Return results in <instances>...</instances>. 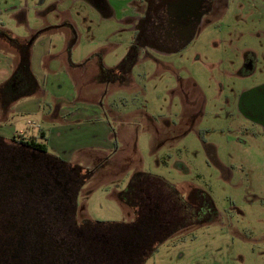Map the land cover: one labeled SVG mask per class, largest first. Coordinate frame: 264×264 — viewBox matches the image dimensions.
Listing matches in <instances>:
<instances>
[{"label": "rangeland", "instance_id": "obj_1", "mask_svg": "<svg viewBox=\"0 0 264 264\" xmlns=\"http://www.w3.org/2000/svg\"><path fill=\"white\" fill-rule=\"evenodd\" d=\"M108 2L111 15L88 0H0V29L22 40L43 30L30 58L38 90L6 115L0 104V137L69 126L48 151L89 173L73 197L75 223H136L119 199L135 173L158 177L141 183L162 209L192 189L211 198L209 220L185 224L178 214L175 231L139 264H264V131L239 106L244 91L264 84V0H216L188 43L139 50L110 81L104 69L118 70L131 53L140 5ZM0 49L15 55L5 40ZM64 107L68 116L55 120Z\"/></svg>", "mask_w": 264, "mask_h": 264}, {"label": "flooded vegetation", "instance_id": "obj_2", "mask_svg": "<svg viewBox=\"0 0 264 264\" xmlns=\"http://www.w3.org/2000/svg\"><path fill=\"white\" fill-rule=\"evenodd\" d=\"M88 1L111 15L108 0ZM138 2L140 7L136 5L132 19L131 53L128 52L118 70L104 69L107 81L122 78L121 74L127 70L121 72L120 69L127 64L128 57H135L139 50L168 52L180 49L194 37L202 18L211 13L216 4V0ZM247 105L249 108L239 100L245 118L264 131V109ZM38 142L33 135H14L7 141L0 137V264H79V261H85L84 255L95 252V247L91 245L93 241L79 244L74 240V233L89 237L111 236L93 235L100 230H83L79 223L74 224L73 197L75 199L77 188L89 173L82 174L77 166L50 153L47 148L38 147ZM146 192L150 193L148 189ZM154 192L164 195L158 189ZM187 199L177 200L178 207L169 201L168 208L162 209L159 197L149 194L146 211L135 213L139 217L136 223L108 230L119 236L124 233L123 240L119 238L115 244L118 252L130 260L143 254L156 237L167 234L176 217L183 214L185 219L188 218H183L184 223H191L201 212L197 208H188ZM160 213L165 214V220L157 218Z\"/></svg>", "mask_w": 264, "mask_h": 264}, {"label": "trees", "instance_id": "obj_3", "mask_svg": "<svg viewBox=\"0 0 264 264\" xmlns=\"http://www.w3.org/2000/svg\"><path fill=\"white\" fill-rule=\"evenodd\" d=\"M42 31H38L34 33L29 40L25 39H19L17 37H13L9 34L7 30L0 29V39L7 41L8 46H10L15 51V57H16V63L12 70L11 76L4 82L0 84V104L1 109L5 110L9 107V105L14 101L17 100L19 97L29 96L32 94H35L38 90V83L33 75L31 68H30V48L32 46L33 40L35 39V36L40 34ZM21 134L18 133L17 136H20ZM38 136V137H36ZM34 136L36 140L39 142L37 143L38 147L42 149H46L45 143H41L40 141L45 140L44 134L39 133L38 135ZM40 138V140H39ZM158 178L154 177L148 174L143 173H135L131 177V181L128 183L125 190L119 192V199L127 204L133 211L137 212H143L146 211V208L148 207V200L147 194L145 188L142 187V181L145 182L147 178ZM146 178V179H144ZM160 179V178H159ZM163 181V180H162ZM165 182V181H164ZM167 186H169L173 191L174 188L169 185L167 182H165ZM135 185H138L136 188H134ZM134 192L136 194V197L138 199H141L140 201H133L130 200L127 197V193ZM198 197L200 195V199L198 200ZM189 196L186 204L188 208H197L200 210L201 214L198 217H194L191 223L193 222H200L209 220L213 214H214V207L213 202L211 198L202 191H196V190H190ZM196 194V197L194 198V195ZM154 201L156 200L155 197H153ZM194 199V200H193ZM146 200V201H144ZM179 202H181V199L178 197ZM135 207L136 208L135 210ZM137 215V214H136ZM167 216V215H166ZM169 217V216H167ZM158 219L165 220V214H157ZM59 224L61 223V219L58 218ZM74 224H77L74 222ZM190 224V223H189ZM125 224H104L101 222H93L89 220H83L81 223H79V228L85 230V229H95L100 230L95 231L93 235H100V234H108L111 237H93L88 236L87 234H79L78 236L74 233V240L79 242V244H83L84 241H93L94 243L91 245L95 247V252L88 253L87 255H84V262L79 261V264H139L140 261L152 251L154 244L156 241H159L160 239L166 237L168 234L173 233L175 230H171L167 232V234H163L159 237H156L152 242L146 246V249L144 250V253L138 254V256H133L130 260L127 256H125L123 253L118 252V248L115 245L120 238L123 240L124 233L119 236V233L112 230V232H108V230L111 228L121 227ZM107 240V241H105ZM99 241V242H98ZM98 242V243H97ZM99 244V245H98Z\"/></svg>", "mask_w": 264, "mask_h": 264}, {"label": "crops", "instance_id": "obj_4", "mask_svg": "<svg viewBox=\"0 0 264 264\" xmlns=\"http://www.w3.org/2000/svg\"><path fill=\"white\" fill-rule=\"evenodd\" d=\"M41 31V30H40ZM43 31V30H42ZM31 49H32V46H31V48H30V58H31ZM1 50V49H0ZM3 50H5V49H3ZM2 50V51H3ZM15 60V61H14ZM15 63H16V57H15V55L14 54H10L9 56H7V55H5V54H3V52H0V84L1 83H4L9 77H10V75H11V73H12V70H13V65H15ZM11 65H12V68H11ZM32 70V69H31ZM44 86H43V84H42V91H44ZM44 92H46V91H44ZM70 108L71 107H64V108H60L59 110H57L56 111V119L55 120H57L58 118V116H61L60 118H62V117H64V116H68V112H69V110H70ZM9 107L7 108V110L4 112L3 111V115H6L7 114V112L9 111ZM80 114H78V116H79ZM73 117H75V116H73ZM90 117H81V118H78V119H84V120H88ZM49 119V121L50 122H52L53 121V119L52 118H48ZM69 118H66V121L68 120ZM95 119V118H94ZM3 121V120H2ZM6 123V122H5ZM66 123H65V120H64V125H65ZM1 125V124H0ZM67 128H69V126H67L66 128L64 127V126H61V127H57V128H51V129H49L48 130V132H44V137L46 138V140L43 142V143H45V145H46V148L48 149L49 147H51L52 146V141H53V138L56 136V135H58L59 137H61L62 136V133H64V130H67ZM104 128V127H103ZM40 132H42V131H40ZM16 134L17 133H23L24 135H28V134H26L24 131L22 132L21 130H19V131H16L15 132ZM43 133V132H42ZM3 133L1 132V130H0V135H2ZM30 136H35V133L34 132H32V133H30L29 134ZM95 146H97V147H99V148H106L107 147V144H105V143H103V144H101V143H95L94 144ZM49 150V149H48ZM57 156V155H56ZM57 157H59V156H57ZM61 159V158H60ZM63 160V159H62Z\"/></svg>", "mask_w": 264, "mask_h": 264}, {"label": "water", "instance_id": "obj_5", "mask_svg": "<svg viewBox=\"0 0 264 264\" xmlns=\"http://www.w3.org/2000/svg\"><path fill=\"white\" fill-rule=\"evenodd\" d=\"M251 99L253 100L252 102H250ZM239 100L240 102H244L247 107L249 106L247 104H251V105L253 104L256 107L258 105L260 106L259 108L264 109V84L258 87L252 88L250 90L244 91L240 95ZM253 105L251 107H253ZM240 108L242 112H244L241 106Z\"/></svg>", "mask_w": 264, "mask_h": 264}]
</instances>
